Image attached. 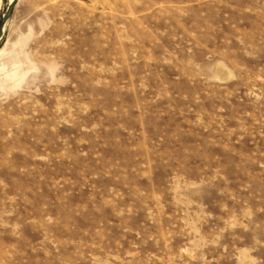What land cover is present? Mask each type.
Here are the masks:
<instances>
[{
    "label": "rangeland",
    "instance_id": "obj_1",
    "mask_svg": "<svg viewBox=\"0 0 264 264\" xmlns=\"http://www.w3.org/2000/svg\"><path fill=\"white\" fill-rule=\"evenodd\" d=\"M0 264H264V0H17Z\"/></svg>",
    "mask_w": 264,
    "mask_h": 264
},
{
    "label": "water",
    "instance_id": "obj_2",
    "mask_svg": "<svg viewBox=\"0 0 264 264\" xmlns=\"http://www.w3.org/2000/svg\"><path fill=\"white\" fill-rule=\"evenodd\" d=\"M16 2H17V0L9 1L7 6H6V8H5L4 15L2 16V20L0 22V38H1V35H2V32H3L4 25L8 21L9 16L11 14V11H12V9H13V7H14Z\"/></svg>",
    "mask_w": 264,
    "mask_h": 264
}]
</instances>
